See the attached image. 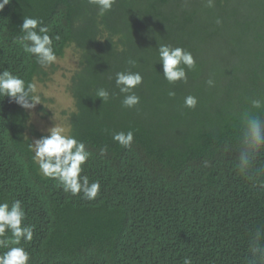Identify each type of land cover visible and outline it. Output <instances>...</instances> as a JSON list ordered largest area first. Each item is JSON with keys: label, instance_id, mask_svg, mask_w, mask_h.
Masks as SVG:
<instances>
[{"label": "trees", "instance_id": "obj_1", "mask_svg": "<svg viewBox=\"0 0 264 264\" xmlns=\"http://www.w3.org/2000/svg\"><path fill=\"white\" fill-rule=\"evenodd\" d=\"M24 17L50 29L57 59L73 53L65 87L72 111L60 116L92 153L81 175L100 183L89 201L42 177L28 145L48 134L30 110L0 97V203L22 201L23 224L34 225L33 240L20 245L29 264H264V191L235 169L240 114L264 98V0H215L212 8L205 0H116L103 16L87 0H9L0 10V71L45 86L59 69L23 51ZM161 44L192 53L187 83L163 78ZM125 71L143 77L132 109L115 83ZM189 95L195 109L184 106ZM252 111L264 119V110ZM36 113L52 116L42 105ZM130 130L131 148L113 141ZM256 166L264 167V151Z\"/></svg>", "mask_w": 264, "mask_h": 264}, {"label": "clouds", "instance_id": "obj_2", "mask_svg": "<svg viewBox=\"0 0 264 264\" xmlns=\"http://www.w3.org/2000/svg\"><path fill=\"white\" fill-rule=\"evenodd\" d=\"M88 4L98 8V15L103 16L111 11L116 0H87ZM215 0H205L206 7H214ZM9 0H0V10H3ZM221 25V19L215 21ZM50 29L43 26V22L32 17H24L19 39L26 54L33 56L36 62L47 68L57 61L53 50V37L49 35ZM54 39L59 40L57 35ZM160 63L163 66V78L169 84L177 82L187 83V72L196 67L195 59L191 52L181 47H172L161 44L158 47ZM133 67L136 62L129 60ZM143 82L139 72L125 71L116 73V87L123 95L122 106L132 109L139 105L140 97L134 92ZM209 87H214V81H206ZM34 83L25 84L20 77L13 75L9 70L0 71V97H9L11 101L25 110L34 109L41 104L40 97L35 94ZM96 95L103 103L107 102L110 94L106 89H98ZM174 92H169L173 97ZM198 104L196 97L189 95L185 97L184 106L195 109ZM251 108L240 114V147L236 157L235 169L237 174L251 182L257 190L264 191V167H257V159L264 151V119L259 111L264 110V98L252 99ZM114 142H118L125 149L131 148L134 134L130 130L127 133L117 132L112 134ZM28 150L34 153L33 162L38 165L39 174L44 178L58 181V185L64 192L77 196L83 193L85 200H94L100 194L99 181L89 182L87 175H81L83 166L92 156L83 142L78 141L68 131L55 124L48 129V135L34 140L28 145ZM107 153L106 148H101V157ZM208 164L205 162V167ZM26 213L22 207V201L15 200L11 207L7 202L0 203V248L7 249L0 253V264H29L30 254L24 247L20 246L22 240L31 242L34 236V225H24ZM11 233V239L6 233ZM258 249H251V255L256 256ZM264 260V256L258 258ZM183 264H192L190 257H186ZM258 264V261L254 262Z\"/></svg>", "mask_w": 264, "mask_h": 264}, {"label": "rangeland", "instance_id": "obj_3", "mask_svg": "<svg viewBox=\"0 0 264 264\" xmlns=\"http://www.w3.org/2000/svg\"><path fill=\"white\" fill-rule=\"evenodd\" d=\"M58 67V72L54 74L51 81L45 86H36V95L44 99L42 105L51 113V117L47 120H42L36 113L38 105L30 110L31 122L36 128L45 134H48V129L58 124L67 130L66 120L60 116L63 111H72V101L68 94L65 92V87L68 84L67 80L70 73L75 70L76 62L72 51L67 50L63 58L57 59L54 63Z\"/></svg>", "mask_w": 264, "mask_h": 264}]
</instances>
